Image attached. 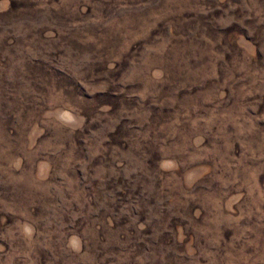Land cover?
Here are the masks:
<instances>
[{"label": "rangeland", "instance_id": "1", "mask_svg": "<svg viewBox=\"0 0 264 264\" xmlns=\"http://www.w3.org/2000/svg\"><path fill=\"white\" fill-rule=\"evenodd\" d=\"M0 264H264V0H0Z\"/></svg>", "mask_w": 264, "mask_h": 264}]
</instances>
